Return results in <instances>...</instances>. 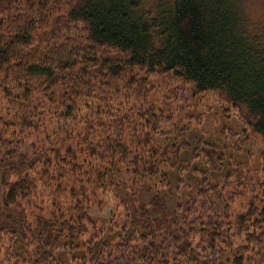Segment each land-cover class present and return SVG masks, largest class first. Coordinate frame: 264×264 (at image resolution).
<instances>
[{
  "label": "trees",
  "instance_id": "1",
  "mask_svg": "<svg viewBox=\"0 0 264 264\" xmlns=\"http://www.w3.org/2000/svg\"><path fill=\"white\" fill-rule=\"evenodd\" d=\"M248 16L245 0H0V85L17 106L18 131L39 129L37 99L55 100L67 118L82 119L70 139L96 153L83 177L113 189L125 185L116 175L140 177L138 191L153 195L95 218L89 196L62 185L48 154L30 175L15 168L10 157L25 158L5 122L0 145L12 149L0 155V188L14 226L0 233V264H264V182L225 175L221 149L187 138L201 119L161 99L181 104L168 96L174 83L192 96L219 93L264 139V21ZM60 21L54 40L39 38ZM154 85L160 90L138 88ZM183 170L198 173L192 193ZM53 173L55 190L45 183L36 195L30 176L50 182ZM209 173L224 177L212 183ZM48 199L55 208L44 216Z\"/></svg>",
  "mask_w": 264,
  "mask_h": 264
},
{
  "label": "rangeland",
  "instance_id": "2",
  "mask_svg": "<svg viewBox=\"0 0 264 264\" xmlns=\"http://www.w3.org/2000/svg\"><path fill=\"white\" fill-rule=\"evenodd\" d=\"M72 1L73 0H68V4ZM64 3L67 5L66 2ZM245 5L247 6L249 14V22L262 23L264 21V7L262 0H245ZM62 26V21H60L59 24H56V26H50L46 32L39 36V38L45 42H49L50 39L54 40L57 36L58 28H62ZM1 81H4L2 78H0V84H3ZM173 85L175 86V93L168 94V96H178L181 99V104H177L174 107L170 101L161 98L163 101L167 102L166 104H163V106L165 105L166 108L173 107L179 111L188 112L190 115H195L201 119L200 125H196L194 130L188 133V140L191 141L193 138L202 137L211 145L221 149L225 161V163H223V171L225 175L228 173L230 177H232L234 176L233 173L244 174L249 180L255 182L256 187L264 182V139L247 127L244 122V114L242 111H238L228 105L219 93L214 92L199 96L194 94L192 96L191 93L193 92L191 91L190 86L180 87L175 83ZM138 88L141 90V93H145L146 89H153L155 91L160 90L156 85L139 86ZM165 90L170 91L169 88H166ZM3 92L4 90L0 85V128H6L5 122L10 124L8 128H10V133H13L15 153L16 155H20L21 153L24 154L25 164L18 162L15 154L10 157V159L14 161L15 168H17L19 172L28 173L30 175L29 165L34 164L35 168L39 167L45 158V155L48 154L52 161V171L58 172L61 176H64V178L61 179L62 185L64 187L67 186L68 184H66V182L70 180L69 185L80 189L81 192L89 196L88 201H90L95 208L90 211V215L103 220H108L111 218L112 213L120 211L118 208L119 204L121 205L120 207L126 205L130 206L132 195H136L138 201L141 200L146 202L153 196L152 194L141 190L138 191L136 185L137 183H142L140 177L136 180V183V181L131 182L127 175L118 176L115 174L116 176L114 177L115 182L121 183L123 180L125 183L124 186L122 185L119 188L113 189L107 182H105L104 187L95 188L93 185L95 182L93 181V178L95 177H83V174L88 165L98 162L96 159V153L91 156L90 153L84 151L82 145L78 144V138L72 140L69 135V130H71L70 134H74L72 128H75L76 125L79 126V122L82 123V119L75 115V118H67L61 108L56 105L55 100L44 103L37 99V104L31 105V107L36 114L37 120H41V125L36 131L29 130L21 134L18 131L20 117L14 116V111L16 113L17 106L15 107L13 98H7ZM91 100L93 101L94 99L91 98ZM35 106H39L38 109H36ZM81 108V114L84 115V112L88 111V109H84L82 106ZM43 110L46 114L45 118H41L38 115ZM83 121L85 122L86 120ZM19 137L22 140L21 145L17 143ZM91 140L96 142L97 139L93 138ZM11 149L12 148L7 145H0V155L5 157L7 152ZM36 149L38 151L43 149L44 152H33ZM204 167L205 170H207L205 164ZM197 168H202V166L197 164ZM58 173H53L50 182L46 179H42V181L38 183L36 178L30 176L31 180L37 187L35 191L36 195L41 194L39 192H43L45 183L47 184V187L55 190L54 186L59 183V181L57 182ZM182 173L185 185L192 193L193 187H196L198 183V173L189 170H183ZM209 174L212 183L218 182V179L224 177L221 173ZM81 177H83L81 183L76 184L74 180ZM243 187L244 186H242L241 190L242 192H245ZM62 192L66 193L65 190H62ZM4 195L5 188H0V228L3 230L2 232L0 231V233L4 232L5 236H7L8 230L14 226V220L10 221L6 218L8 206L4 205ZM71 200L70 196H67L66 198L58 200V203L62 204V206H66L65 204ZM237 204H239V202ZM26 205L27 203H22L20 210H23ZM12 207L14 208L16 206ZM54 208L55 204L51 199H48L40 204V213L44 216H49L53 213ZM242 208L243 204L240 206V209ZM11 214L13 215L12 219H14L15 216L13 212H11ZM0 250L2 249L0 248ZM5 255L6 254H3V252L0 251V258H4Z\"/></svg>",
  "mask_w": 264,
  "mask_h": 264
}]
</instances>
